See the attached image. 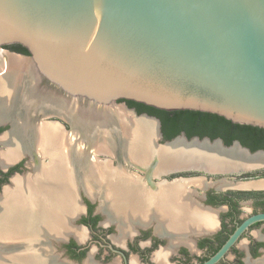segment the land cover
<instances>
[{"label":"water","instance_id":"95a60500","mask_svg":"<svg viewBox=\"0 0 264 264\" xmlns=\"http://www.w3.org/2000/svg\"><path fill=\"white\" fill-rule=\"evenodd\" d=\"M11 44L26 47L32 75L62 95L67 110L57 115L87 119L89 132L117 118L120 101L209 113L264 129V0H0L2 56L3 46ZM43 90L42 95L48 89ZM138 118L156 123L150 148L139 128L128 138L142 151H155L147 162L152 171L165 177L200 174L165 179L164 185L188 189L222 176L212 178L213 184L243 189L248 187L230 179L264 169L258 161L264 150L253 152L240 141L226 145L220 138H188L184 132L163 141L156 118ZM167 150L178 166L162 171L161 163L170 158ZM261 221L264 213L244 222L208 264Z\"/></svg>","mask_w":264,"mask_h":264},{"label":"flooded vegetation","instance_id":"af4514ba","mask_svg":"<svg viewBox=\"0 0 264 264\" xmlns=\"http://www.w3.org/2000/svg\"><path fill=\"white\" fill-rule=\"evenodd\" d=\"M2 52L6 58L14 56L23 59L25 66L14 74L9 64L4 65V58L0 59V82L3 84L0 88V200L16 182L22 187L40 183L41 169L52 161L41 152L39 131L44 125H57L62 141L66 142L63 148L68 151L71 146L81 155L78 153L75 158L77 167L74 178L78 189L75 195L76 210L70 212L69 203L61 206L55 212L52 228H44L45 224H49V218L34 216L33 219L22 220L27 225L25 233L21 230L23 235L18 238L1 237L7 230L2 217L8 212H4L5 208L0 205V257L10 259L17 255L21 259L20 263L17 260L19 264L25 258L34 260V263L37 262L35 264H208L244 222L264 213V197L249 195L255 192L234 191L216 185L202 195L186 189L196 201L197 205L194 206L204 211L200 219L191 217L176 222L155 204L145 214L129 213L134 220L127 221V218H123L126 212H113L110 208L108 201L111 199L107 201L108 192L105 189L109 177L96 170L98 166L107 167L108 173L118 172L114 174L117 182L128 184L135 181L150 194H159L165 179L172 181L183 174L161 176L147 164L150 159L129 158L130 150L125 148L126 143L118 132L119 126L113 119L105 121L103 128H91L92 132L89 133L87 122L80 125L76 122L75 127L71 119L58 116L66 113L64 110H67V106L60 100L62 95L54 91L56 87L46 80L40 83L32 75L29 50L21 44H11L3 46ZM43 88L48 89V93L42 95ZM52 103H58L61 109H51ZM119 103L124 104V111L133 117L136 114V118L143 115L156 118L163 141L168 140L160 118L129 101ZM43 113L46 115L42 116ZM50 114H54L51 122H44L42 119ZM96 129L104 132L94 133ZM97 145H100L98 149ZM10 151L16 152L17 156L14 160L6 161L2 155ZM91 169H95L94 174L90 173ZM150 170L152 173L149 174ZM87 173L92 175L90 184L96 185L94 196L86 190V180H89ZM118 175L123 176V180ZM114 177H110L112 179L109 181ZM47 181L43 180L45 184H48ZM23 191L25 198L31 196L25 189ZM102 204L106 208L108 205L109 210L104 209ZM121 208L128 209L126 203L117 209ZM214 264H264V221L250 225Z\"/></svg>","mask_w":264,"mask_h":264},{"label":"bare ground","instance_id":"6f19581e","mask_svg":"<svg viewBox=\"0 0 264 264\" xmlns=\"http://www.w3.org/2000/svg\"><path fill=\"white\" fill-rule=\"evenodd\" d=\"M1 57L6 58L4 57V55L2 56L0 54V59ZM6 61L7 64H9L14 70V74H16V71L19 69H20L19 71H21V69H23L25 66V61L18 57L8 56L6 58ZM2 85L3 84H1L0 82V88ZM55 100L57 102H60L57 98H55ZM50 105L55 110L61 109V106L58 103L56 104L52 103ZM53 105L56 106L57 108L54 107ZM115 114H117L116 115L117 118H111V119H113V121H115V123L119 126V129H121L120 131H122V136L125 137V143H126L125 148L130 150L128 154L131 155V156L128 155V157L131 159L133 158L134 160H139V158L142 160H146L149 159V157H152L151 155H153L155 151L151 149H148L147 151H142L139 149L140 147H138V145L133 144V141H129L128 138L130 139L131 137V139H133L134 136H136V134L133 133V130L135 128H139L146 135L148 139L146 140L148 142L146 145L147 147L149 146L150 148V145L153 144L156 135L155 132L156 123L146 119H137L135 117H132L131 114L122 110L116 111ZM70 117L72 120V124L74 123L75 127L77 125L75 123L78 120L83 122L84 124H86V122L88 123L87 119L85 118L80 119L78 115L74 117V115L71 114ZM125 130L128 132H124ZM39 137L41 139L39 140L41 145L40 144L39 145L42 147L41 150L42 154L50 157L52 161L49 165L41 169L42 172L40 173V179H39L40 183L36 184V186L35 185L28 186L29 188L26 186L22 187L19 182H16L15 186L12 189L5 192V194L0 200V205H3V207L5 208L4 212L5 211L8 212L7 214L4 213V216L2 217L5 223V228L7 230L3 233V235H1V237L3 236L4 238H10V237H17L19 235H23L22 231H24L25 233V228H27L26 222L22 223L23 219L28 218L27 220H29L30 218L33 219L34 216H41V217L46 216L47 218H49V224H45L44 225L45 227L44 226L43 227L52 228L51 225L54 216L56 215L55 212H58V209L61 206L64 207L66 204L69 203L70 212H74L76 210L75 195L77 192V187L75 182L76 180L74 177L77 167V162H76L77 160L75 161V158L78 157L77 156L78 153L81 155V152H78V150H74L71 146L68 147L69 149L68 151L67 148L66 149L63 148V143L66 142L62 141L61 131L57 127V125L50 124L44 126L39 131ZM159 152H162L161 154L167 155L166 150L164 151L159 150ZM167 152L169 155L170 150H167ZM16 156L17 153L14 151L12 152L10 151L7 154L2 155V157L7 159L6 161H11L12 159L14 160ZM169 156L170 158L165 159L163 163H161L159 170L168 171L170 168H174L178 166V162L176 161V159H174L171 155ZM258 161L264 162V158H259ZM94 170L91 169L89 171L90 173H92ZM96 170L106 173L109 177V180H111L114 177V174L116 173V171L115 173L113 171L108 173L107 170L109 169L103 166H98ZM88 173L86 177L89 180H86L88 181L86 182L85 185L86 190L89 195L94 196L96 195V189H95L96 185L90 184L91 181L90 176L92 175L89 176ZM122 177L119 176V179L121 178V180H123ZM91 178L94 179L93 177ZM114 178L115 179H113L112 181L108 180V183L105 182L107 184L106 187L110 188V193L107 198V201L111 199V201H108V203H110L111 209L114 208V204L112 203L113 199H116L115 201L117 202L116 207H119L124 204V201H121L123 199L122 197L113 196L115 190L117 191V194H120L121 190H125L132 193L133 198H129L131 203L130 209L132 212L145 214L148 211V208L150 210L151 208H154V205L156 204V206L159 208L161 212L167 215L170 219H174L176 222H178L179 219L185 220V219H190L191 217H193L194 219H200L204 216L202 214L204 211L202 212L201 211L202 209L200 210L196 208L197 206L195 207L192 204L194 202L192 199L193 195L180 184H175L173 186L164 185L162 187V191H160L159 194H153V193L150 194V192L142 189L135 181L130 182L132 184L130 183L125 184L126 182L125 183H123L122 181L121 183L117 182L118 180L117 176ZM44 179L49 180V182L47 181L48 184H45L43 182ZM55 183L57 185L54 186ZM220 186L225 187V184L223 183V185ZM250 186L264 187V183L262 182L259 184L255 183L248 185L247 187ZM22 188L25 189L26 193L29 192L31 196L25 198L23 194L24 189L20 190ZM148 202L150 203V206L147 208ZM102 207L104 209L108 208L109 210L108 205L106 208L105 205L102 204ZM2 239L3 238H1V240ZM18 259L19 258L17 257V255L11 256L10 259L4 258L2 256L0 257V264H19L21 259H19V263H17ZM33 261L32 260L30 261L29 258H25L22 261V264L37 263V262L34 263Z\"/></svg>","mask_w":264,"mask_h":264},{"label":"trees","instance_id":"16d2710c","mask_svg":"<svg viewBox=\"0 0 264 264\" xmlns=\"http://www.w3.org/2000/svg\"><path fill=\"white\" fill-rule=\"evenodd\" d=\"M130 104L144 107L150 115L161 119L163 123V132L168 140H172L185 133L188 138L209 137L212 140L220 138L226 145H232L234 141H240L241 144L251 151L264 150V129L234 124L229 120L218 115L195 112V111H176L168 112L156 108L148 107L129 101ZM264 176L249 174L246 177ZM250 196L264 197V193H250Z\"/></svg>","mask_w":264,"mask_h":264},{"label":"rangeland","instance_id":"374dc122","mask_svg":"<svg viewBox=\"0 0 264 264\" xmlns=\"http://www.w3.org/2000/svg\"><path fill=\"white\" fill-rule=\"evenodd\" d=\"M4 60V65H7V61H6V58H4L3 59ZM1 64V63H0ZM3 71H5V69L3 70ZM124 106V104H122V103H119L116 107H115V113H116V111H119V110H122V111H124V109L122 108ZM77 108V107H76ZM118 108V109H117ZM115 115H117V114H115ZM54 116H46L45 118H43L42 120L45 122V121H50L51 122V120H52V118H53ZM121 117V116H120ZM133 117V116H132ZM122 119V118H121ZM77 123H78V125H80L82 122L81 121H77ZM122 124V123H121ZM44 126H46V125H44ZM43 126V127H44ZM58 127V126H57ZM122 127V126H121ZM74 136V135H73ZM74 138H76V136H74ZM100 147V145H97V149ZM101 147H104V145L103 146H101ZM81 150V149H80ZM264 173V169H262V170H260V171H255L253 174H257V175H262ZM200 176V174L199 173H185V174H183V176L182 177H184V178H192V177H199ZM213 178V179H212ZM212 178H208V180H206V182H198V183H196V184H188L187 185V188L189 189V190H192V191H196V193H197V195H202L204 192H206L207 191V189L208 188H211V187H213V186H216V185H214L213 184V182H212V180L213 181H218V180H220L221 178H223L222 176H214V177H212ZM212 179V180H211ZM232 182H238V183H240V187H247L248 185H251L252 183H256V184H259V183H261V182H263L264 181V176H258V177H247L246 179H241L240 177H237V178H231L230 179ZM251 183V184H250ZM213 184V185H212ZM220 185H222L221 183L220 184H218V186H220ZM217 186V187H218ZM225 186H226V184H225ZM221 187V186H220ZM234 191H246V192H263L264 193V188H260V189H257V188H253V189H251V188H236V189H233ZM188 193V192H187ZM192 194V193H191ZM107 196V195H106ZM193 199V201H194V204L195 205H197L196 204V201H195V199L194 198H192Z\"/></svg>","mask_w":264,"mask_h":264},{"label":"crops","instance_id":"0c3cea01","mask_svg":"<svg viewBox=\"0 0 264 264\" xmlns=\"http://www.w3.org/2000/svg\"><path fill=\"white\" fill-rule=\"evenodd\" d=\"M105 189H107V191L106 192H108V194L106 193V195H107V198H108V196H109V193H110V188L109 187H105ZM143 189V188H142ZM76 190V189H75ZM145 190V189H144ZM114 195L113 196H116V197H122L123 199L121 200V201H124V204L126 203V205H127V207H128V209L127 210H122V208L121 209H117L118 207H116V203L117 202H115L116 201V199H113L112 200V203L114 204V208L112 209L113 210V212H122V213H125L126 212V216H124L123 218H127L126 220L127 221H133L134 219L132 218V215L131 214H129V213H135V212H132L131 211V209H130V205H131V203H130V199L129 198H133L132 197V193L131 192H129V191H125V190H121V193L120 194H117V191L115 190V192L113 193ZM128 200V201H127ZM123 204V205H124ZM193 205H195L194 204V202L192 203ZM123 205H121L120 207H122ZM192 205V206H193ZM150 206V203L148 202V204H147V208ZM136 211V210H135ZM202 212H203V210H201ZM147 212H149V208H148V211ZM146 212V213H147ZM138 219V218H137ZM143 219V218H142Z\"/></svg>","mask_w":264,"mask_h":264}]
</instances>
